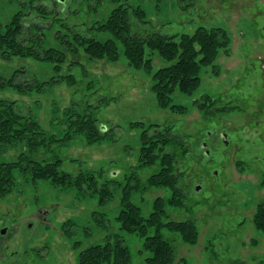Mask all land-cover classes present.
<instances>
[{"label": "rangeland", "instance_id": "1", "mask_svg": "<svg viewBox=\"0 0 264 264\" xmlns=\"http://www.w3.org/2000/svg\"><path fill=\"white\" fill-rule=\"evenodd\" d=\"M29 1L0 0V23L7 24L22 10L32 16V24H47V47L57 46L56 31L67 28L100 41L111 38L94 29L115 7L110 0H37L48 14L44 19L38 11L30 13ZM129 3L145 13L144 35H192L199 27L221 28L230 37L229 55L219 53L214 71L202 69L200 86L192 95L175 91L172 104L186 108L179 115L160 108L152 91L153 74L168 64L157 54L151 56L152 68L146 71L127 65L120 43L116 62L91 59L79 49L68 54L60 71H55L51 63L15 56L5 59L0 53V76L6 83L0 87V100L14 102L20 113L37 120L47 136L59 140L31 156L49 162L57 157L68 173L93 172L99 183L113 181L109 184L113 198L101 207L86 188L61 189L16 170V184L0 197V211L21 212L24 222L31 221L37 211V238L32 241L37 243V264H78L82 249L104 243L105 236L116 231L113 219L120 210L127 176L137 166L142 131L156 125L169 127L172 134L185 138L189 153L181 160L183 207L167 206V213L175 221H193L199 230L195 246L185 245L177 232L161 230L173 245V264H264V233L252 224L256 206L264 202V0ZM68 75L75 85L51 83L57 76ZM35 81L37 90L27 92L26 87ZM206 97L215 101L213 105ZM198 100L208 103V115L194 107ZM71 102L80 108L99 104L95 111L103 133L99 142L88 144L81 135L63 141L64 109ZM223 107L228 109L215 112ZM25 151L22 144L0 146V163L14 162ZM139 170L140 189L132 191L130 198L147 216L153 200L171 192L148 188L147 177L153 170ZM119 234L132 264H141L148 256L142 251V240L134 234Z\"/></svg>", "mask_w": 264, "mask_h": 264}, {"label": "trees", "instance_id": "2", "mask_svg": "<svg viewBox=\"0 0 264 264\" xmlns=\"http://www.w3.org/2000/svg\"><path fill=\"white\" fill-rule=\"evenodd\" d=\"M110 1L115 7L106 21L94 28L110 34V39L100 41L67 28L68 31L65 32L56 31L57 46L47 47L44 33V30L49 29L47 24L37 21L32 24V16L19 10L7 24L0 23V53L5 59L15 56L51 63L55 71H60L68 54L74 55L79 49L91 59L116 62L119 60L117 43H120L127 65L146 71L152 68L151 56L157 54L168 64L153 74L152 91L156 101L162 109H169L179 115L185 114V107L172 104L173 94L178 91L183 95H192L200 86L202 69L211 67L214 71L219 53L222 51L229 55L230 37L221 28L204 27L197 28L192 35H144L141 29L147 23L144 11L140 7H133L129 0ZM28 5L30 13L38 11L42 19L48 15L42 5L37 4V0H30ZM62 81L75 85V80L70 75L57 76L51 83ZM36 82L26 87L27 92L37 90ZM4 86L6 83L0 76V87ZM206 100L209 105L215 102L210 97ZM193 105L203 111L204 115H208V103L198 100ZM78 106V103L71 102L64 109L67 131L63 141L68 142L81 135L88 144L99 142L103 138L95 117L99 104H86L81 108ZM227 109L223 107L215 112ZM140 141L137 166L131 168L127 176L128 184L123 187L120 196V210L113 219L114 229L111 226L116 231L106 235L104 243L82 249L78 264H132L129 248L119 232L134 234L142 240V251L148 256L141 264H173L174 248L161 234L163 228L179 233L185 245L195 246L198 243L199 230L193 221H175L167 213V206L183 207L182 199L185 196L180 185L185 173L181 171V160L189 153L188 142L184 137L172 134L169 127L160 129L158 125L150 130H143ZM55 142L59 140L54 135L47 136L35 118L20 113L14 102L0 100V146L22 144L26 150L19 154L16 161L0 163V197L9 194L14 188V171L17 170L21 174L32 175L37 182L48 181L61 189L80 191L86 188L97 198L98 206L102 207L110 202L113 198L109 189L112 180L99 183L93 172L77 171L71 174L62 170V161L57 157L49 162L31 156L39 148L49 147ZM139 169L153 170L147 177L148 188H166L171 192L168 197L155 198L152 211L147 216H143L141 208L130 198L132 191L140 189ZM262 184L264 186V181ZM252 224L255 229L264 233V202L256 206Z\"/></svg>", "mask_w": 264, "mask_h": 264}, {"label": "flooded vegetation", "instance_id": "3", "mask_svg": "<svg viewBox=\"0 0 264 264\" xmlns=\"http://www.w3.org/2000/svg\"><path fill=\"white\" fill-rule=\"evenodd\" d=\"M30 217L24 222L21 212L0 211V264H37V211Z\"/></svg>", "mask_w": 264, "mask_h": 264}, {"label": "water", "instance_id": "4", "mask_svg": "<svg viewBox=\"0 0 264 264\" xmlns=\"http://www.w3.org/2000/svg\"><path fill=\"white\" fill-rule=\"evenodd\" d=\"M57 1H58V2H63L64 0H57ZM199 189H200V186H197V187L195 188V191L198 192Z\"/></svg>", "mask_w": 264, "mask_h": 264}]
</instances>
